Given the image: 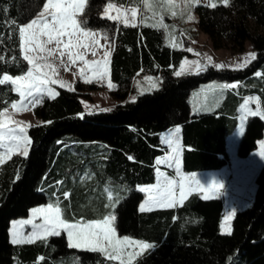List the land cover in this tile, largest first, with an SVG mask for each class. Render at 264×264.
Returning a JSON list of instances; mask_svg holds the SVG:
<instances>
[{
	"label": "trees",
	"instance_id": "1",
	"mask_svg": "<svg viewBox=\"0 0 264 264\" xmlns=\"http://www.w3.org/2000/svg\"><path fill=\"white\" fill-rule=\"evenodd\" d=\"M45 1L0 0V78L28 70L19 49L18 27ZM127 1L89 0L86 8L87 27L102 28L113 43L109 70L117 86L113 95L125 98L138 74L158 75L161 82L111 111L86 112L80 93L62 87L55 99L45 96L35 106L40 123L28 129V155L15 153L0 164V264H119L101 253L70 248L65 233L30 244L12 243L13 218L57 199L67 217L93 219L114 210L120 234L154 245L134 264H264V165L256 177L254 200L237 212L230 235L221 232L220 197L204 199L193 192L174 208L139 210L144 198L139 187L155 182V160L166 146L161 132L181 126L185 171L218 169L230 162L227 136L238 125L243 96L256 93L264 102V0H231L227 6L218 2L216 8L198 5L199 26L214 46L229 44L242 51L249 40L256 59L244 68L209 65L183 76L174 72L186 51L169 45L165 29L150 22L125 26L102 15L107 2ZM210 81L238 85L215 110L193 111L192 95ZM18 97L9 85H0V111ZM263 136L264 119L250 116L239 154L248 155ZM105 189L118 197L114 208L105 207Z\"/></svg>",
	"mask_w": 264,
	"mask_h": 264
},
{
	"label": "snow or ice",
	"instance_id": "2",
	"mask_svg": "<svg viewBox=\"0 0 264 264\" xmlns=\"http://www.w3.org/2000/svg\"><path fill=\"white\" fill-rule=\"evenodd\" d=\"M145 9L152 13L155 18L159 15V19L152 27L167 29L164 14L168 13L172 17L177 15L183 16L187 13L189 21L195 17L191 14L193 7L201 3V0H180L183 8L177 0H141ZM230 0H220V3L227 6ZM89 0H46L35 18L30 22L18 27L19 49L22 51V60L31 65L28 70L21 75L15 77L2 74L0 85H9L10 90L19 94V100L13 102L11 107L18 111L29 110V105L35 106L40 104L45 96L55 99L58 93L51 85L59 83L64 87V82L54 79L58 74L57 67L49 62L50 57H57L60 65H65L63 59L67 56V61L76 64L77 60L82 61L84 67L80 68V74L83 76L86 70L91 71L96 80H101L108 75L107 59L89 61L85 57V51H91L92 55H96V47L100 45L99 33L87 27L86 8ZM207 6L216 8L215 0H208ZM177 9H180L178 12ZM115 11V15L110 13ZM104 15L108 20L117 21L125 26L131 24L136 26L137 9L135 7L127 10L115 7L109 3L104 9ZM146 19V18H145ZM143 22V20L141 21ZM15 23V21H13ZM107 39V34L104 35ZM2 39V37H0ZM11 39V36L9 37ZM175 46V45H173ZM191 52L192 49L188 48ZM43 53V55H40ZM58 53V56H57ZM197 55H199L197 53ZM110 56V52L105 51L104 57ZM211 63V57L208 58ZM256 59V53L252 52L245 58L243 63L237 64L236 68H244L250 60ZM0 60L3 57L0 56ZM16 61V58H12ZM17 63L19 61H16ZM196 65V69L202 70L198 61L188 62ZM216 67H224L216 65ZM203 70H206L204 66ZM184 71V65H181V71L176 72L180 76ZM260 76V72L256 73ZM150 79V78H149ZM86 83L91 80L85 77ZM71 90V85L68 86ZM109 87L114 88L115 85L109 81ZM235 84H223L221 89L235 88ZM135 100V97H133ZM253 97H248L241 105V109L246 114L258 115L259 98H255L258 111L252 113L248 108ZM103 111H111L104 109ZM14 124L15 126H10ZM20 121H11L8 109L4 108L0 111V164L4 163L5 158H10L13 151L19 149L23 156L28 155V145L30 144L27 135V126H21ZM180 129L176 128L172 134L165 138L162 143L168 145L171 149V155L157 158L156 165H167L173 172L169 175L166 172L156 169V183L147 187L139 188V191L146 193V199L140 205L141 212H151L155 209L174 208L178 204L183 203L185 198L194 190H201L205 193L217 188H223V184L213 182L209 187H205L200 183L195 174L185 177L180 169V145L175 138V133H179ZM264 149V144L261 145ZM264 156V151H261ZM105 191H108L105 189ZM66 196L67 193H64ZM209 196L205 195L204 199ZM109 201L112 199L111 193L108 196ZM114 207V206H113ZM66 208L61 207V201L57 199L54 203H48L47 206L36 207L31 210V219L22 220L13 223L12 243L13 244H30L36 240H46L48 237H59L61 233H65L68 246L73 249H83L92 253H101L109 261H118L119 264H134V261L145 250L154 247L151 243L142 240L131 239L127 235L123 237L117 236V229L114 226L116 216L113 212L103 215L101 218L83 220L76 219L75 222H69L73 217H65ZM234 214V212L232 213ZM230 219V216L227 217ZM39 219L41 222L36 223ZM30 226L26 233L25 228ZM225 225H221L224 229ZM230 235L231 232L229 231ZM43 259V257H41Z\"/></svg>",
	"mask_w": 264,
	"mask_h": 264
},
{
	"label": "rangeland",
	"instance_id": "3",
	"mask_svg": "<svg viewBox=\"0 0 264 264\" xmlns=\"http://www.w3.org/2000/svg\"><path fill=\"white\" fill-rule=\"evenodd\" d=\"M207 2H208V0H201L200 4L207 5ZM215 2L218 3V2H220V0H215ZM45 3H46V1H45ZM109 3L114 4L115 7H117V8H121V10H127V9H131V8L135 7L137 9L136 24L149 23V22L152 24H155L156 20L159 19V15H157L155 18L152 17V13L145 9L141 0H130V1H127L124 3L107 2L102 9V15H104V9L107 7V5ZM177 3L180 4V8H183V4L180 3V0H177ZM200 4H198V5H200ZM198 5L193 7L191 10V14L195 17V19L191 20V21H189L187 19V13H185L183 16L177 15L176 17H172L168 13L164 14V21L163 22L168 25V28L165 29L166 35H167V42L173 48L183 49L186 51L185 56L182 58L179 66L177 67V69L174 72L175 75H176V72L181 71V65L182 64L184 65V71L181 73L180 76L186 75L188 73L203 71L204 66H206V68H207L209 65H215V66L216 65H223L224 67L236 69V65L243 63L245 58L248 57L250 53H252V52L256 53V50L254 49L252 43L249 40H247L245 42V48L242 51L233 50L231 48V45H229V44H227L226 46H223V47L214 46L213 41L211 40L210 36L205 31H203L199 26V14L197 11ZM42 9H43V6L40 8V10L31 19L35 18V16L40 11H42ZM177 11L179 12L180 9H177ZM110 14L115 15L116 13H115V11H112ZM31 19H29L28 21L23 23L21 25V27L24 24L30 22ZM142 20H143V22H141ZM252 26L255 27V25L253 23H252ZM88 28H90V27H88ZM90 29L99 33L98 38L100 39V45L97 46L95 49L96 50L95 56L92 55L91 51H86V50H82V51H85V57L89 61H92V60L101 61L104 59H107L109 61L108 65H107V67H108L107 77H105L104 79H101V80H96L94 78L92 72L88 71V70H86L85 74L82 76L80 74L79 70L81 67H84L83 62L77 60L76 64H71L69 61H67V56H65L63 58L65 60V65H63V66L60 65L57 57H50L49 58V62L53 63L57 67V70H58V74L54 77V79H57V80L64 82V87H62V88L69 89L68 86L71 85V90H75V91L80 93V99L82 101V104H83L86 112H95V111H102L104 109H111L118 104H123L128 100H133V97L136 98V95L138 93H142L144 91H147V90H150L152 88H156L159 86V83L161 82L160 76L138 74L137 76H135V78L133 80V90L130 93H128L125 98L121 99V98L114 97L113 90L116 89L117 86H116V83H114L112 81V79L110 77V71H109L110 70V57H111V51H112L113 43L110 39L109 34L106 33L102 28H90ZM105 34H107V37H108L107 39L103 38ZM173 45H175V46H173ZM188 48H191L192 51L191 52L187 51ZM105 51L110 52V56H108L107 58L104 57ZM197 53L199 55H197ZM40 55H43V53H41ZM57 56H58V53H57ZM209 57H211V63H209V59H208ZM185 61H188V62L198 61L202 67V70L198 71L196 69L195 64L185 63ZM251 61L252 60H250V62ZM30 67H31V65H29V68ZM260 74H261V72H260ZM7 75H10V74H7ZM11 76H13V75H11ZM13 77H15V76H13ZM85 77L89 78L91 80V83H86ZM109 81H111V83L113 85H115L114 88L109 87ZM207 83H211V84L206 88L205 93L213 90V91H215V93L217 95H219L221 97H225L227 95L228 91H232L234 89V88L221 89V85H223V84H235L236 87L238 85V83L235 81L234 82L210 81ZM207 83H205V84H207ZM205 84H203L202 86L197 88L196 91H198V90L200 91V89ZM51 87H53L56 90V92H58V89L61 86L59 83H57V84L51 85ZM248 97H253V101L250 102L248 105V108L251 110L252 113H255L258 111V107H257V104L255 102V98H259V112H260V114H258V115H260L264 119V102L261 100V98L258 94L253 93V94H247V95L243 96L240 104H243L244 100ZM18 100H19V97L17 100H15L13 102H17ZM13 102H11L9 104V106L6 107L8 109V114L10 115V120L11 121H20V122H22L21 126H27V135H28L29 127L40 123L39 118L36 116V114L34 112V108L36 105L32 106L30 104L29 110L18 111L17 109H13L11 107V104ZM238 116H239V120H238ZM249 117L250 116H248V114H246L245 112L242 114H239V113L237 114V120L239 121L238 125H237L238 128L236 127L237 130L232 134L231 137L229 136V138H228V151L230 154V162L228 164H226L225 166L218 168L216 170L206 169L207 170L206 172L205 171L196 172V173L182 172V174L185 177L195 174V176L200 181V183L202 185H204L205 187H209L210 184L213 182V180L223 184V188H217V189H214V190L209 191L207 193H205L204 191H201V190H194L191 192V193L197 192V193L204 195V196L205 195H208V196L216 195V197H220L223 199L224 211H223V217H222V221H221V225L222 224L225 225V228L221 229V232H223V233H228L229 231L231 232L232 222H233V219H234L235 215L237 214V212H239L240 210H243L244 208H246L252 204L254 197H255L256 188H257L256 177H257L260 169L264 165V156L260 155L261 151H264V149H262V147H261V145L264 144V136L258 139L257 146L253 150H251L248 155L241 156L238 152V145H239V142L241 139V138H239V135L241 134V137H242V135L244 133L243 132V126H245V128H246ZM10 126L14 127L15 125L10 123ZM173 131H174V129H172L169 132V136L172 134ZM244 131H245V129H244ZM177 135H178V133H175V138L178 140ZM28 137H29V135H28ZM29 140H30V138H29ZM29 145H28V148H29ZM179 145H180V141H179ZM72 150L75 151V149H73V148H72ZM180 150H181V145H180ZM0 151H3V150L0 149ZM15 153H20V150L17 149L15 151H13L11 156ZM170 153H171V149H170ZM182 153H183V151H182ZM7 159L8 158H5V160H7ZM165 172L168 173L169 175H171L173 170L168 169ZM84 174H85V176H90V173H88L87 171H85ZM84 174H81L80 179H82V176ZM141 187H145V186L141 185L139 188H141ZM109 193H111V195H112L111 201H109V199H108ZM144 196H147V194L145 195V193H144ZM144 200L141 202L143 203ZM117 201H118V197L113 192H111L109 190L107 192V199H106L105 207L114 208L113 206L116 205ZM54 202L55 201L53 200V201H49L47 203H43V204L33 206L29 210L28 215L13 218L10 222V229H9L10 240L12 241L13 223L19 222L22 220H26V219H31L32 218L31 217V210L32 209H34L36 207L47 206L48 203H54ZM140 205H139V208H140ZM61 207H62V205H61ZM110 212H113V214L116 216V213L114 210H112ZM233 212H234V214H232ZM108 213L109 212H107L106 214H108ZM64 215H65V217H67L66 213H64ZM229 216H230V219L227 218ZM99 218H101V217H99ZM76 219L89 220L87 218H79V217H77ZM76 219H74V221H69V222H75ZM35 222L40 223L41 221L39 219H37ZM114 226L117 229L116 221H115ZM29 229H30V226L26 227L25 232L27 233L29 231ZM125 235H127L131 239H137L130 234H120L118 232V229H117V236L118 237H123ZM138 240H140V239H138ZM144 242L150 243L147 241H144ZM145 251H147V250H145Z\"/></svg>",
	"mask_w": 264,
	"mask_h": 264
},
{
	"label": "crops",
	"instance_id": "4",
	"mask_svg": "<svg viewBox=\"0 0 264 264\" xmlns=\"http://www.w3.org/2000/svg\"><path fill=\"white\" fill-rule=\"evenodd\" d=\"M211 83H207V84H205L201 89H200V91L198 92H195L193 95H192V101H191V105H192V109H193V111H213V110H215L219 105H221V104H223V103H225V100H226V97H227V95L225 96V97H221V96H219V95H217L216 93H215V91H213V90H211V91H209V92H207V93H205L206 92V88L210 85ZM197 94V95H196ZM235 103H237V102H235ZM241 105L242 104H240L239 106H238V113L239 114H242V113H244V111H242V109H241ZM248 116H252L251 114H248ZM238 120H239V116H238ZM239 122V121H238ZM176 128H179L180 129V132L178 133V135H177V138H178V140L180 141V145H181V152H180V169L182 170L181 172H185V173H196V172H203V171H207V170H196V171H191V172H188V171H185L184 169H183V161H182V151H183V149H184V145H183V143H182V138H181V126L180 125H176V126H173V127H171V128H169V129H167V130H165V131H163V132H161V141H163L165 138H167V137H169V132L172 130V129H176ZM238 128V127H237ZM237 128L231 133V134H229L228 136H227V141H228V138H229V136L231 137L232 136V134L237 130ZM244 129H245V126H243V132H244ZM242 132V133H243ZM239 138H241V134L239 135ZM164 145H166V144H164ZM168 155H171V153H170V148L168 147V145H166L165 146V148H164V150H163V152L161 153V154H159L158 156H157V158H162V157H164V156H168ZM156 158V159H157ZM156 161V160H155ZM157 168H159L160 169V171H163V172H165L166 170H168L169 168L167 167V165H157ZM165 170V171H164ZM172 170V169H171ZM214 170H216V169H214ZM156 183V180H155V182H153V183H150V184H145V185H143V186H145V187H147V186H149V185H153V184H155ZM145 195H146V193H145ZM201 195V194H200ZM201 197H203L204 198V195H201ZM213 197H216V195H211V196H209V198H213ZM144 199H146V196H144V198H143V200ZM142 200V201H143ZM142 203V202H141ZM140 203V204H141ZM74 219H76V218H73L72 220H70V221H74ZM93 219H95V218H93Z\"/></svg>",
	"mask_w": 264,
	"mask_h": 264
}]
</instances>
